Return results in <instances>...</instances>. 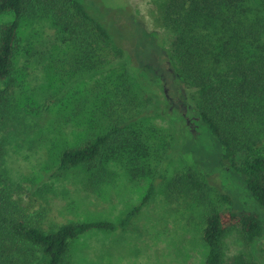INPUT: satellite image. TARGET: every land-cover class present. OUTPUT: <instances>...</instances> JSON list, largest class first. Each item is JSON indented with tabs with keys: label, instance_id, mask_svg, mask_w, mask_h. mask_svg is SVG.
Returning a JSON list of instances; mask_svg holds the SVG:
<instances>
[{
	"label": "trees",
	"instance_id": "obj_1",
	"mask_svg": "<svg viewBox=\"0 0 264 264\" xmlns=\"http://www.w3.org/2000/svg\"><path fill=\"white\" fill-rule=\"evenodd\" d=\"M37 13L62 32L73 81L93 80L88 100L77 103L78 113L65 120L77 126L72 133L75 141L59 147L61 142L54 137L45 140L53 144L42 148L53 167L44 173L58 179L82 168L95 181V173L100 174L111 159H123L133 183L150 179L141 201L117 221L48 220V209L39 201L25 200L28 190L11 180L5 146L11 131L17 130L14 120L33 123L35 116L48 114V102L56 104L63 94L62 88L40 103L24 90L29 60L23 57L21 63L18 32L21 21ZM0 14L12 15L11 21L0 23V264H70L72 241L92 230L128 229L162 182L168 199L202 210L204 264H257L241 254L224 260L221 242L235 229L252 247L262 235V222L230 208V197L216 193L199 170L183 161L170 177L165 175L167 166L155 173L153 161L169 163L172 139L153 124L134 125L149 119L148 106L193 105L198 122L221 145V164L241 176L264 212V0H161L155 26L166 54L160 59L163 71L153 68L161 87L152 93L128 68L135 64L132 49L129 54L124 40L111 36L77 0H0ZM156 111L167 116L165 109ZM144 163L145 170L157 175L145 172ZM212 194L221 207L212 203Z\"/></svg>",
	"mask_w": 264,
	"mask_h": 264
},
{
	"label": "rangeland",
	"instance_id": "obj_2",
	"mask_svg": "<svg viewBox=\"0 0 264 264\" xmlns=\"http://www.w3.org/2000/svg\"><path fill=\"white\" fill-rule=\"evenodd\" d=\"M77 1L109 29L111 36L124 40L129 54L132 49L135 64L128 68L141 87L150 93L155 87H161V78L153 70L163 71L160 59L161 54H166L155 26L161 0ZM11 20V14H0V23ZM18 33L21 63H24L23 57L29 60V82L24 84L26 96L43 103L62 88L63 94L56 104L48 102V114L35 116L33 123L14 120L12 126L17 130L11 131L5 146L11 180L28 190L25 200L39 201L48 209V220L57 223L117 221L141 201L150 178L144 177L141 185L133 183L121 158L111 159L100 174L95 173V181L91 180V172L82 168L62 173L58 179L47 178L45 173H50L53 164L42 148L53 144L45 140L54 137L61 142L59 147L65 141L70 144L75 141L72 133L77 126L65 120L78 113L77 103L88 100V85H92L93 80L74 82L69 75L70 52L54 21L37 13L21 21ZM164 109L166 117L156 111ZM146 110L149 119L144 125L134 126L153 124L172 139L169 163L153 161V166H157L155 173L158 170L159 174L167 166L165 175L170 177L183 161L186 167L199 170L216 193L229 196V206L234 211L255 215L263 225L261 237L250 247L240 233L232 229L221 242L222 255L226 260L241 254L257 264H264V212L246 190L241 176L221 164V145L198 122L195 107L188 102L174 106L161 103L148 106ZM146 168L145 172L157 175ZM162 185L163 182L150 203L134 216L128 229L116 233L92 230L72 241L70 264H204L207 247L201 239L202 210L183 200L168 199ZM211 200L221 207L215 194Z\"/></svg>",
	"mask_w": 264,
	"mask_h": 264
}]
</instances>
